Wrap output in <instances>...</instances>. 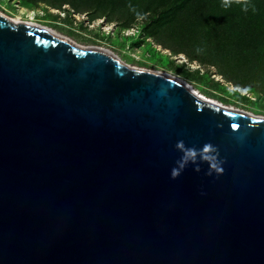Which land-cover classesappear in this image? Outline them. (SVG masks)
<instances>
[{
    "label": "water",
    "instance_id": "obj_1",
    "mask_svg": "<svg viewBox=\"0 0 264 264\" xmlns=\"http://www.w3.org/2000/svg\"><path fill=\"white\" fill-rule=\"evenodd\" d=\"M0 264H264V118L0 15Z\"/></svg>",
    "mask_w": 264,
    "mask_h": 264
},
{
    "label": "rangeland",
    "instance_id": "obj_2",
    "mask_svg": "<svg viewBox=\"0 0 264 264\" xmlns=\"http://www.w3.org/2000/svg\"><path fill=\"white\" fill-rule=\"evenodd\" d=\"M0 14L264 118V0H0Z\"/></svg>",
    "mask_w": 264,
    "mask_h": 264
},
{
    "label": "clouds",
    "instance_id": "obj_3",
    "mask_svg": "<svg viewBox=\"0 0 264 264\" xmlns=\"http://www.w3.org/2000/svg\"><path fill=\"white\" fill-rule=\"evenodd\" d=\"M179 146H183L182 142H180ZM211 147V145H205V151H207V149H209ZM191 154H195L194 152H192ZM177 173V170L176 169H173V175H176Z\"/></svg>",
    "mask_w": 264,
    "mask_h": 264
},
{
    "label": "bare ground",
    "instance_id": "obj_4",
    "mask_svg": "<svg viewBox=\"0 0 264 264\" xmlns=\"http://www.w3.org/2000/svg\"><path fill=\"white\" fill-rule=\"evenodd\" d=\"M1 15V14H0ZM1 16H3V15H1ZM5 17V16H4ZM5 18H7V17H5ZM7 19H9V18H7ZM10 21H12V22H16V23H21V22H18V21H13V20H11V19H9ZM25 24H27V23H25ZM27 25H34V24H27ZM37 26V25H36ZM49 30V29H48ZM51 31V30H50ZM52 32V31H51ZM53 33V32H52ZM54 34V33H53ZM56 35V34H55ZM60 37V36H59ZM68 40V39H67ZM70 41V40H69ZM71 42V41H70ZM73 43V42H72ZM75 44V43H74ZM77 45V44H76ZM105 51V50H104ZM105 52H107V51H105ZM109 53V52H108ZM110 54V53H109ZM197 94V93H196ZM198 95V94H197ZM199 96V95H198ZM200 98H202L201 96H199ZM202 99H204V98H202ZM206 100V99H205Z\"/></svg>",
    "mask_w": 264,
    "mask_h": 264
}]
</instances>
